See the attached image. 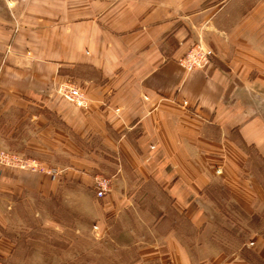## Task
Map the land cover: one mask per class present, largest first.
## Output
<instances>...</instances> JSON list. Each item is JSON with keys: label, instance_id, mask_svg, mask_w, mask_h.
<instances>
[{"label": "crops", "instance_id": "obj_1", "mask_svg": "<svg viewBox=\"0 0 264 264\" xmlns=\"http://www.w3.org/2000/svg\"><path fill=\"white\" fill-rule=\"evenodd\" d=\"M0 96L51 171L0 166V264H264V0H0Z\"/></svg>", "mask_w": 264, "mask_h": 264}, {"label": "built area", "instance_id": "obj_2", "mask_svg": "<svg viewBox=\"0 0 264 264\" xmlns=\"http://www.w3.org/2000/svg\"><path fill=\"white\" fill-rule=\"evenodd\" d=\"M181 50L173 55L172 59L182 68L186 70L202 69L210 64L213 51L205 46L200 40L180 42ZM59 92L67 101L78 107H86L89 98L84 90L74 83H64L59 87ZM0 166H6L12 169H30L44 170L41 163L35 159L22 158L15 153L0 150ZM48 173L51 171L46 169ZM110 189V180L102 175H96L94 178V190L97 197H103ZM97 228V226H95Z\"/></svg>", "mask_w": 264, "mask_h": 264}, {"label": "rangeland", "instance_id": "obj_3", "mask_svg": "<svg viewBox=\"0 0 264 264\" xmlns=\"http://www.w3.org/2000/svg\"><path fill=\"white\" fill-rule=\"evenodd\" d=\"M67 83H69V82H67ZM71 83H73V82H71ZM58 90H59V88H58ZM0 98H1V96H0ZM70 104H72V103H70ZM76 107H78V106H76ZM22 116H23V113H20L19 109L17 107H15L14 109L10 108V107L5 108L0 103V150L15 153L18 156H21L22 158L35 159L43 165V167L45 168V171L44 170H30V169H27V170L34 171V172L48 173V171H46V169L47 170L49 169V167L47 165L48 163L43 161V159H40L37 156L31 155L25 151V142L28 141V139H29L28 132L26 131V129H27L26 126L29 125L30 123H28V121L26 119H24L22 121L21 120ZM32 135H34V134H32ZM14 138H16V139H14ZM1 140H4V142H2ZM1 144H4V146H1ZM19 170H26V169H19ZM96 175H102V176L107 178V176L104 173L103 174L102 173H93V176L91 175L93 178L92 179L93 187H94V178ZM68 189H69V192H73V193L76 192V189H74L72 187H69ZM79 194L81 195V193H79ZM86 205H88V204L84 203V206L82 207L84 209H81V204H77V203L70 202V201H69V203H67V213H68L67 216H69L68 220H67V224L69 227H74V225H75L74 221L73 220L71 221V216H73V217L77 216L79 227H86V228L93 227L95 222L91 221L89 219V217L86 214H84L88 211L91 212V208H86ZM83 215H84V217L81 218Z\"/></svg>", "mask_w": 264, "mask_h": 264}, {"label": "trees", "instance_id": "obj_4", "mask_svg": "<svg viewBox=\"0 0 264 264\" xmlns=\"http://www.w3.org/2000/svg\"><path fill=\"white\" fill-rule=\"evenodd\" d=\"M255 157V156H254ZM255 159L257 160L258 158L257 157H255Z\"/></svg>", "mask_w": 264, "mask_h": 264}]
</instances>
